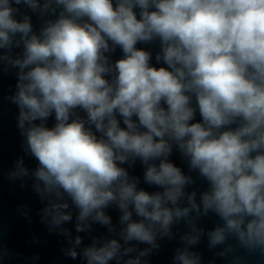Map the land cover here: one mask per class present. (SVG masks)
<instances>
[{
    "label": "clouds",
    "instance_id": "1",
    "mask_svg": "<svg viewBox=\"0 0 264 264\" xmlns=\"http://www.w3.org/2000/svg\"><path fill=\"white\" fill-rule=\"evenodd\" d=\"M4 61L19 69L9 99L53 224L72 219L70 200L77 232L88 220L110 225L114 204L124 243L156 248L158 231L212 212L223 224L208 232L210 247L234 238L264 254V0H0ZM174 149L207 182L199 203L185 191L192 177L169 159ZM137 160L158 191L138 188L123 167ZM28 174L21 158L12 175ZM193 231L182 238L190 245L203 230ZM121 249L113 238L83 256L141 264L149 252ZM174 259L200 264L188 248Z\"/></svg>",
    "mask_w": 264,
    "mask_h": 264
},
{
    "label": "water",
    "instance_id": "2",
    "mask_svg": "<svg viewBox=\"0 0 264 264\" xmlns=\"http://www.w3.org/2000/svg\"><path fill=\"white\" fill-rule=\"evenodd\" d=\"M32 20L34 29L39 30L41 19L37 14H32ZM20 51L13 49V54ZM120 55L117 50L113 58H119ZM18 71V68L12 67L7 61L0 62V264H87L83 250L94 243L101 246L113 238L121 243V250L133 247L135 250L130 254L133 257L149 249L147 255L140 257L141 264H178L174 259L176 252L184 248L195 252L200 257V264H264V254L259 250L255 252L246 250L234 238H229L226 243L214 248L210 247L208 232L223 224V221L212 212L206 216L201 212L200 217L194 219L192 224L188 223V220L195 218L196 213L190 212L188 218L174 221L170 235L163 234L162 230L158 231L156 248L136 241L124 243L122 236L124 225L120 223L121 212L114 204L105 209L111 218L110 225L88 220L82 222L85 226L84 231L77 232V209L65 197L70 205L67 211L71 213L72 219L60 225L53 224L51 215L44 212L49 206V198L45 196L42 199L35 188L38 181L32 173L37 167V161L26 151V139L18 127L19 108L9 99L17 91ZM51 124L50 120L49 125ZM21 158L29 174L14 177L12 173L17 170V161ZM169 159L186 175L192 177L193 183L186 186L185 191L188 193L195 191L196 201L199 203L201 192L208 187L207 182L189 170L186 159L176 149ZM123 167L129 171L131 177L139 178L138 188L150 193L159 190L144 182V166L139 160L131 167L129 164ZM186 205L187 200L183 199L180 206ZM193 224L198 230L203 231L199 233L198 243L190 245L182 238L198 234L193 231ZM77 236L81 238L79 245L75 243ZM229 245L232 246V250L226 252ZM70 250L77 252L76 258L68 254ZM221 252L226 254L220 255ZM126 259L128 257H123L119 261L113 260L110 264H123Z\"/></svg>",
    "mask_w": 264,
    "mask_h": 264
}]
</instances>
